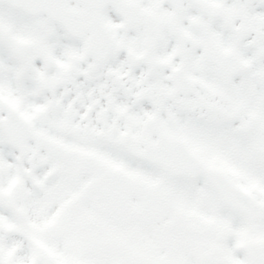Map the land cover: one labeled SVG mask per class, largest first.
<instances>
[{
	"label": "snow or ice",
	"instance_id": "1",
	"mask_svg": "<svg viewBox=\"0 0 264 264\" xmlns=\"http://www.w3.org/2000/svg\"><path fill=\"white\" fill-rule=\"evenodd\" d=\"M0 264H264V0H0Z\"/></svg>",
	"mask_w": 264,
	"mask_h": 264
}]
</instances>
